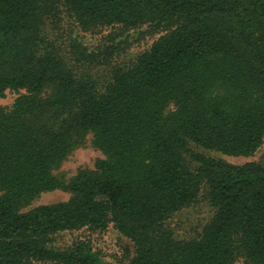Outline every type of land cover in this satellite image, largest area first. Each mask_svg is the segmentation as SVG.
Returning a JSON list of instances; mask_svg holds the SVG:
<instances>
[{"label":"trees","instance_id":"1","mask_svg":"<svg viewBox=\"0 0 264 264\" xmlns=\"http://www.w3.org/2000/svg\"><path fill=\"white\" fill-rule=\"evenodd\" d=\"M83 29L145 24L166 32L102 89L77 77L48 43L59 6ZM0 264H111L86 242L54 235L112 224L130 264H264V163L194 154L193 143L249 157L264 142V0H0ZM90 135L102 159L68 183L53 170ZM190 155L199 164L192 173ZM215 215L196 240L164 221L197 199ZM69 198L28 206L41 193Z\"/></svg>","mask_w":264,"mask_h":264},{"label":"rangeland","instance_id":"2","mask_svg":"<svg viewBox=\"0 0 264 264\" xmlns=\"http://www.w3.org/2000/svg\"><path fill=\"white\" fill-rule=\"evenodd\" d=\"M44 33L48 43L66 63L68 69L77 77L93 84L97 90H102L111 81L115 72L131 67L136 58L166 32L154 31L149 24L135 29H124L120 25L83 29L76 18L59 5L45 18ZM22 93L23 91H5L4 96L0 98V109L11 108L14 100ZM187 148L194 154L234 165L246 162L264 163V142L249 157L226 156L205 150L193 143H188ZM102 158L101 152L92 146L91 136L87 135L82 145L73 149L53 170V174L68 183L79 170L93 169L95 162ZM184 163L192 173H196L199 164L190 155H184ZM68 198L69 194L63 190L41 193L28 206L23 207L21 212H27L39 205L65 201ZM215 212L216 209L210 205L207 197V187L202 182L196 201L168 217L163 226L174 240H196L201 236L204 227L212 221ZM76 241L86 242L103 260L111 264H130L133 256L132 243L112 224L101 232L85 228L60 232L52 237L48 246L65 250ZM233 264L249 263L240 252L236 254Z\"/></svg>","mask_w":264,"mask_h":264}]
</instances>
